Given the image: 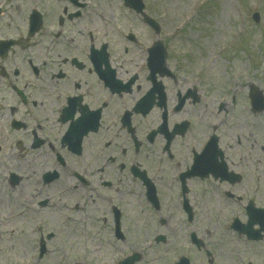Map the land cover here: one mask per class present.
I'll return each mask as SVG.
<instances>
[{
    "label": "rangeland",
    "instance_id": "1",
    "mask_svg": "<svg viewBox=\"0 0 264 264\" xmlns=\"http://www.w3.org/2000/svg\"><path fill=\"white\" fill-rule=\"evenodd\" d=\"M0 1L5 4L8 19L5 21L8 30L4 36L10 38H16L19 32L17 30L23 29L25 13L29 7L36 5L39 11L48 14L55 10L53 0H20L22 6L13 7L7 0ZM101 1L103 0L97 2L98 6L94 10H101L105 17L112 14L113 19L103 23L97 18L89 26L85 25L87 21H82L81 24L84 25L81 27L84 31L82 35L75 33L77 36L73 48L78 54L88 50L87 31H91L93 36L113 40L114 66L123 65L127 72L133 71L138 57L141 56L139 46L143 47L153 41V31L132 10L124 8L120 3L114 0ZM143 1L145 13L159 23L161 30L158 38L167 49V66L174 73L173 69L177 67V80L180 82L179 77H183L188 78L189 82H206L204 87L209 95V106H213V102L218 104L219 99L224 97L221 100L226 108H222L218 121L214 118L221 136L218 145L233 171L236 172L238 166L232 167L230 161L241 164L239 168L245 174L244 181L234 186L191 183L194 191L187 193V197L194 207L193 210H196L195 220L191 225L186 224L185 217L181 215V196L169 200L171 204L166 206L164 200H168V193L164 190L161 195L162 206L154 212L144 195L129 192L130 187L134 186L136 189L137 185L127 180L125 172H121L117 162H114L113 167L104 170L101 179L95 173L101 157H96L98 151L93 146H84L80 156L66 157L63 156L65 148H61L63 153L57 152H61L66 162L64 168L57 165L61 175L50 180L48 184L37 183L34 176L37 161L43 162L41 159L44 154L43 159L48 158V162L53 157L51 151H47V143L43 141L36 149H31V135H10L9 138L18 136L21 141L0 151V223L2 222L3 229L0 244H6L0 245V264H118L131 254L138 258L135 264H173L180 255L187 256L185 251L188 252V248H183V245L186 246V237L190 231L197 237H204L205 246L217 258L216 264H246L248 260L252 264H263V254L256 252L257 255H253L255 249L262 248V242L252 250L248 243L236 237V234L225 231L222 225L228 221L231 209L234 208L233 213L242 209L237 200H227L224 190L242 195L243 203L251 199L257 206L264 198V110L252 113L248 97L250 90L255 88L264 95V0ZM15 2L17 0L11 1ZM254 12L259 14L257 23L251 19ZM51 21L53 20L48 19L46 23ZM53 24L58 29L57 21ZM129 30L139 40L131 50L123 52L124 42H118V37ZM2 34L1 32L0 35ZM72 34L64 33L60 36L66 43ZM36 35L45 34L37 32ZM42 38L43 42L27 51H20L18 48L16 58L7 64L8 70L18 68L20 71L27 66L26 56L35 63L36 52L42 60L45 56L43 44L51 41L46 36ZM64 46L69 47L67 44ZM50 54L47 53L45 59L54 58ZM137 72L138 82H143L144 87V82H148L145 79L148 71L143 67ZM10 97L12 96L8 95L7 98ZM114 114L117 113L109 114V117H114ZM200 114H203L202 110ZM205 116L213 119L208 112ZM109 117L104 116L107 126L114 119ZM194 117L200 123V129L195 126L194 132L204 133L205 118L196 114ZM142 127L145 131L146 126ZM112 130L113 127H105L100 132L106 136ZM50 131L48 125L47 132L52 135ZM101 133L91 136L94 145L100 142L103 136ZM191 137L193 133L185 140L186 144ZM202 137L203 134H199V139ZM39 138L42 139V135ZM199 139H196V143L200 142ZM118 144L117 141L114 142V147L112 148V144L104 151V155L108 151L117 155ZM184 147L182 149H186L187 145ZM191 159L192 156L188 162ZM153 166L154 163L151 168ZM74 172L84 175L88 183L83 187L77 185L71 192L67 190L64 193L63 190L71 188L72 183H77L72 176ZM11 178L17 181L13 186L14 191L9 190L7 183ZM100 180L112 181V188L107 192L108 187L93 189V185L99 186ZM77 194L76 199L74 197ZM45 198L49 200L50 207L46 206L41 210L37 201ZM110 200L113 205L121 207L120 231L123 237L116 235L112 225L108 204ZM76 203L79 204L77 212L69 208ZM21 212L23 217H15L14 213ZM10 214L11 218L1 219ZM240 217L241 220L244 219V213ZM159 220H164V223L159 224ZM13 227L16 228L14 231L11 230ZM51 233L52 236L49 237ZM158 235H164L166 241L156 242ZM188 256L191 264H207L209 259L204 251L197 254L194 247L188 252ZM238 256H243L244 259L237 260Z\"/></svg>",
    "mask_w": 264,
    "mask_h": 264
},
{
    "label": "flooded vegetation",
    "instance_id": "2",
    "mask_svg": "<svg viewBox=\"0 0 264 264\" xmlns=\"http://www.w3.org/2000/svg\"><path fill=\"white\" fill-rule=\"evenodd\" d=\"M53 1L55 10L50 14L45 11L41 12L38 10V6L36 7V11H39L38 13L41 15V25L37 32L44 33L45 35H40V37L36 35V32L32 37H29V18L32 11L28 9L25 13L23 29L17 30L19 32H17L16 35L18 36L17 40H14L15 46L9 48L4 57L0 55V149L6 144L5 135L9 136L13 131H20V128L26 130V128H28L27 124L31 119L30 126L34 127L38 134L40 132L43 135L42 139L39 138L38 135L34 140V143L39 146L41 142L48 141V137L53 135L57 126L64 124L63 120L69 114H71L72 119L74 115H78L77 113L86 116L91 113V115H89L90 122L88 127L92 126L93 117H98L97 120H99L101 124L99 128L100 131L104 130L105 127H113L112 132L106 137L108 139H114L112 142L113 147L114 142L117 141V143H119V152L117 155L108 154L105 166L110 168L114 166V162L118 163V168L121 172H125L127 180L131 182L129 180L131 178L133 180L132 183L137 185L136 189H134V186H129L130 188L128 190L131 194L143 193V186L145 187L139 177L136 178L132 175L135 168L141 170L139 167H144L146 169V174L155 183V179L158 181V179L164 177L162 174L155 177L154 169L156 170L157 166L169 165L170 163L176 165L180 163L187 164L189 153L196 148L199 152H202L198 156L200 163L199 173L202 179L207 181L211 179L212 181L228 183L233 186L237 183L229 180H238L236 181L238 183L244 181V172L234 175L227 170H224V172L220 171L219 163H221V160L216 151L219 138L216 134V126L214 123L208 124V130L204 125V133L194 132L195 126L200 129V123L196 121V117H194L195 114L200 116V118H205L206 123L205 115H207V112L212 117H215L216 120L221 109L226 108L223 104L215 105L216 102H213V106H209V95L206 94V89L204 87L206 82H201L200 80H198V82H189L188 78L185 79L183 77H179V82L175 74L177 73V67L175 66L173 69L175 73L172 71L173 76L160 78L157 73V79H160L161 82H144L145 86L142 87L143 82H138L139 73L137 70L143 67L146 68L145 50L154 42L155 38L151 43L145 45L146 47L141 56H136L138 57V62L135 69L130 72L123 69V65H113L112 59L115 53L112 46L113 40H104L99 36H93L91 31H87L88 50H84L83 53L78 54L73 48V42L77 36L75 33L83 34L84 29L81 26L84 24H81V22L87 21L85 25L89 26V23L96 21L98 18L101 22L106 23L112 20L114 16L108 14L105 17V14H103L101 10H94V8L98 6L97 2L99 0ZM114 1L126 8L124 0ZM40 2L44 4L43 1ZM101 2L107 1L103 0ZM2 7L3 10L1 8L0 15V33L2 32L3 34L0 35V39L10 38L4 36V33L8 30V25L5 24L4 19L5 16H7L5 14L6 7ZM132 11L147 26L142 20L141 12L137 10ZM48 19H52L53 21L46 23ZM54 21H57V26H59L58 29L56 25L53 24ZM47 33L54 35H49ZM64 33H73L72 36L68 37L66 43L63 42L64 39L60 36ZM153 34L157 36L155 32ZM42 36H46L51 40L49 44H46V42L43 44L45 47L43 48L45 56L47 53H51L50 56L52 55L55 59L51 57L45 59L44 56L43 59L40 60V55L36 52L34 54L35 63L26 56L25 63L27 66L20 71L18 68H13L11 71L8 70L7 64L16 58L15 55L18 48L20 51H27L31 47H36L43 42ZM118 40V42H124L123 52H127L128 49L131 50V47L138 43L139 39L129 30L122 33L118 37ZM58 44L61 47H59ZM64 44H67L69 47L64 46ZM143 47L140 45L139 49H143ZM63 53H66V55H62ZM100 67L105 69V71H112L111 73L116 80L120 81L111 82L115 90V94L110 93V96L113 97L111 101L109 99L108 90L103 89L107 82H102L100 80L101 77H97L94 74V72L96 74L99 73ZM93 68H95L94 71ZM39 79L40 81H38ZM145 79L148 81L147 75ZM130 80L131 82H129ZM147 93L151 94L152 103L137 108L136 106L139 99ZM8 95L12 97L7 98ZM20 96H24V98L22 99ZM195 99L196 101H194ZM157 102H159V104H157ZM216 108L217 111L214 110ZM103 109H106L108 112L110 110L109 114L117 113L114 114L117 117L114 120H110L108 126L106 125V119L104 118L105 111ZM46 110L47 112H45ZM200 110L203 112L202 115L200 114ZM49 111L51 115H49ZM144 111L146 113H143ZM120 114L122 115V123L125 120L126 123L124 124L130 121L131 128L121 127L123 124H119L117 121L118 115ZM30 117L32 118L26 123ZM112 117L113 116H110L109 118ZM163 118L165 120V126L159 130L158 127ZM181 119H187L190 123L188 124V122H185V132L179 134L180 131L177 130L175 134L173 132L176 129L172 127V124L175 120ZM195 121L198 124H196ZM48 125L49 131L55 128L53 131H50L52 135L47 132ZM143 125L146 126L145 131L142 127ZM191 133H193V137H191L186 144L185 140L187 141ZM199 134H203V137L200 139ZM214 134H216V136ZM196 139H199L200 142L196 143ZM193 143L199 144L200 146H195ZM102 145L107 146V144ZM185 145H187V148L182 149L185 148ZM97 149L101 150L100 144H98ZM183 150L185 155L182 154ZM221 154L225 160L222 152ZM98 155L100 157L102 156V154ZM152 163H154V166L151 168ZM58 165H60V162H58ZM101 165L103 164H100L99 167ZM63 167H66V162ZM115 170L117 169L115 168ZM98 172L101 178L104 169L99 168ZM171 175L172 172L168 177ZM185 177V175L180 176V178ZM120 181L121 179L119 182ZM41 182L45 184L43 177H41ZM111 183L112 181L103 182L102 180L99 183V187H108L106 190L107 192L112 188ZM186 191L187 188L185 187V192ZM152 192L160 197L162 191L158 186H154ZM225 195L230 198L233 197L230 192H226ZM260 202V204L264 203V198ZM108 204H110L111 217L114 209L119 211L121 209V207L116 206V204L113 205L111 200ZM112 225L114 224L112 223ZM210 263H212V260H210Z\"/></svg>",
    "mask_w": 264,
    "mask_h": 264
},
{
    "label": "bare ground",
    "instance_id": "3",
    "mask_svg": "<svg viewBox=\"0 0 264 264\" xmlns=\"http://www.w3.org/2000/svg\"><path fill=\"white\" fill-rule=\"evenodd\" d=\"M46 162H47V159H46ZM40 164H43L44 165V167H43V169H45L46 168V165H45V163L44 162H41V161H37V164H36V167H35V169H36V173H37V176L38 175H40V170H39V168L41 169V167L39 166ZM42 169V170H43ZM42 170H41V172H42ZM37 180V179H36ZM2 218H11V216H3ZM3 232V229H2V226L0 225V236H1V234H2V232ZM8 234L6 235V239H8ZM0 240H1V238H0ZM0 245H6V244H0Z\"/></svg>",
    "mask_w": 264,
    "mask_h": 264
},
{
    "label": "water",
    "instance_id": "4",
    "mask_svg": "<svg viewBox=\"0 0 264 264\" xmlns=\"http://www.w3.org/2000/svg\"><path fill=\"white\" fill-rule=\"evenodd\" d=\"M127 1H129V0H127ZM136 2L138 3V0H136ZM128 5L131 6L132 4H128ZM139 8L142 9V5H139ZM154 49H157V46L154 47L153 50H154ZM162 64H163V60H162ZM157 65L160 66L159 63H158ZM253 102H254L255 104L259 103L260 107H261V108L263 107V104H262V98H258L257 96H255V97H253Z\"/></svg>",
    "mask_w": 264,
    "mask_h": 264
}]
</instances>
